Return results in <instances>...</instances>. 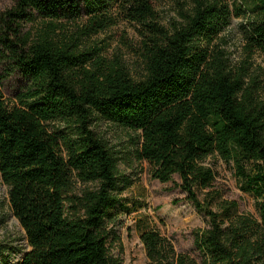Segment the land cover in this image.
I'll return each mask as SVG.
<instances>
[{"label":"trees","instance_id":"1","mask_svg":"<svg viewBox=\"0 0 264 264\" xmlns=\"http://www.w3.org/2000/svg\"><path fill=\"white\" fill-rule=\"evenodd\" d=\"M159 1L81 0L82 10L76 0H15L0 13L3 56L27 81L17 104L0 92V176L28 245L17 264L120 263L109 224L132 183L119 174L120 155L92 129L94 115L137 133L131 159L147 162L160 182L178 175L207 220L194 233L200 262L146 228V264H264V77L252 63L264 52V0H253L251 11L246 0H176L166 23ZM232 16L248 22L234 63L218 44ZM122 21L138 38L137 78L117 56L101 55L94 39ZM55 121L71 132L52 129ZM216 154L256 163L245 177L257 219L238 214L235 201L212 208L206 160ZM77 182L97 187L76 193Z\"/></svg>","mask_w":264,"mask_h":264},{"label":"rangeland","instance_id":"2","mask_svg":"<svg viewBox=\"0 0 264 264\" xmlns=\"http://www.w3.org/2000/svg\"><path fill=\"white\" fill-rule=\"evenodd\" d=\"M181 1V0H179ZM233 6L234 0H225ZM237 1V0H235ZM15 0H0V13L9 9ZM83 10L81 0H76ZM238 3H241L239 0ZM250 11L256 6L253 0L243 1ZM156 9L161 20L176 15V0H160ZM251 14V13H250ZM246 17L232 16L229 26L220 33L219 46L227 53L232 63L243 58V27H247ZM29 24L25 25L28 29ZM102 48L101 55L113 59L117 56L127 66L131 75L137 78L142 72V64L137 52L138 41L133 25L122 21L94 37ZM4 47L0 41V92L9 105L17 104V94L27 86V81L3 56ZM253 68L261 69L264 77V52L255 53L252 58ZM52 129L71 132L72 127L61 121L50 124ZM92 129L102 137L108 146L120 155L118 163L120 175L131 181V185L119 195L120 202L112 209L113 222L109 226L119 240L112 246V254L119 259V264H146L147 257L140 240V233L152 228L168 238L176 252L186 253L200 262L202 256L196 248L195 231L208 227L207 220L186 199V193L178 186L180 178L173 176L172 181L160 182L151 176V166L145 161L131 159L129 152L135 147L137 133L121 129L94 115ZM206 165L214 172V181L208 189L211 192V206L218 210L223 200L235 201L236 212L257 219V202L246 183L245 175L256 172V163L252 161H226L219 155L210 156ZM85 187L95 189L94 183L75 185V192L80 193ZM7 187L0 176V264H17L28 250L25 234L17 219L13 216L9 203ZM201 200L205 190L197 189Z\"/></svg>","mask_w":264,"mask_h":264}]
</instances>
